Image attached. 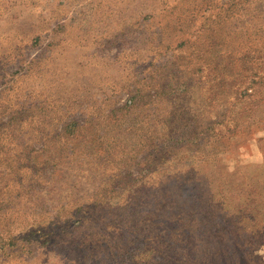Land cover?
Wrapping results in <instances>:
<instances>
[{"label":"rangeland","instance_id":"1","mask_svg":"<svg viewBox=\"0 0 264 264\" xmlns=\"http://www.w3.org/2000/svg\"><path fill=\"white\" fill-rule=\"evenodd\" d=\"M0 264H264V0H0Z\"/></svg>","mask_w":264,"mask_h":264}]
</instances>
